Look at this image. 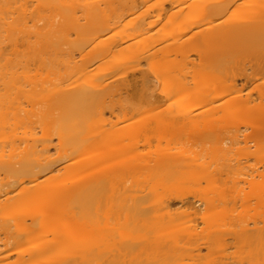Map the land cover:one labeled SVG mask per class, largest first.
Returning <instances> with one entry per match:
<instances>
[{"label": "bare ground", "instance_id": "6f19581e", "mask_svg": "<svg viewBox=\"0 0 264 264\" xmlns=\"http://www.w3.org/2000/svg\"><path fill=\"white\" fill-rule=\"evenodd\" d=\"M0 264H264V0H0Z\"/></svg>", "mask_w": 264, "mask_h": 264}]
</instances>
